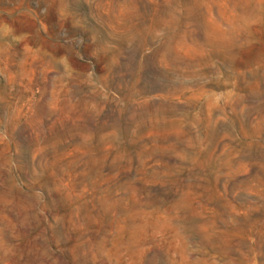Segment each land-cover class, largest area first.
I'll return each instance as SVG.
<instances>
[{"label":"rangeland","instance_id":"1","mask_svg":"<svg viewBox=\"0 0 264 264\" xmlns=\"http://www.w3.org/2000/svg\"><path fill=\"white\" fill-rule=\"evenodd\" d=\"M0 264H264V0H0Z\"/></svg>","mask_w":264,"mask_h":264}]
</instances>
